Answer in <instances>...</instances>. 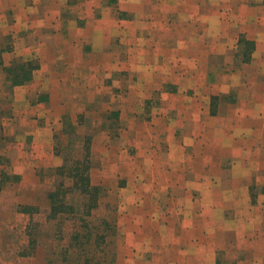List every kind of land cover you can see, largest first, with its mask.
<instances>
[{
  "label": "crops",
  "instance_id": "1",
  "mask_svg": "<svg viewBox=\"0 0 264 264\" xmlns=\"http://www.w3.org/2000/svg\"><path fill=\"white\" fill-rule=\"evenodd\" d=\"M135 1L9 0L7 7L0 2L1 129L16 135L14 139L24 135L21 138L28 142L27 153L32 156L26 164L20 165L23 169L19 168L18 173L24 174L26 169L38 163L50 165L52 162L55 168L61 165L53 153L51 123L63 116L53 111L55 105L72 102L71 98L78 94L73 90L78 87L86 90L78 102L94 101L92 94L95 96L93 90L98 72L120 70L127 76L136 74L138 80V96H131L134 91L128 86L122 103L125 100L148 102L150 94H158L153 100H159L160 106L150 114L153 125L148 135H153L156 146H161L160 166L171 168L169 176L160 175L158 183L165 179L166 182L186 183L194 176L200 180L201 169L210 173V168L217 165L223 174V182L232 177L235 184L232 182L231 188L251 190L254 198L264 201L263 186L258 190L254 185H248L251 182L264 184V76L257 78V73L245 69L259 68L257 55L264 54V46L253 32L245 33L244 28L249 27V22H242V16H252H241L246 0ZM223 6L233 7V15L236 12L239 15L225 16L220 11ZM124 13H128L127 16ZM210 13L214 15L207 16ZM254 17L256 19L255 15L251 19ZM232 34L254 45L251 59L235 62L245 70L244 74L240 72L238 76L239 69L234 68L233 75L217 76L216 82H211L209 72H214L211 57L216 60L218 56L223 57L226 63H232L227 55L229 50L236 49V56L243 55L237 42L230 44ZM119 41L121 46L115 43ZM115 48H121L120 52ZM116 54L120 57L114 58ZM100 55L112 57L99 59ZM17 65L25 66L26 78L14 84L7 77L5 68ZM225 66L224 62L218 64L223 75H226ZM180 67L185 70L183 75L179 74ZM246 76H249L247 80L244 79ZM148 89L150 94L146 92ZM6 101L11 106L4 114ZM131 116L132 112H126L127 118ZM90 146L92 150L91 143ZM215 147L219 156L211 161L209 152ZM196 150L202 152L196 155L200 167L188 173L184 167H190ZM225 156L231 159L227 160ZM179 167L184 168L181 173L176 172ZM242 182L246 185L241 186ZM169 187L175 191V186ZM191 187L192 192L201 193L199 199L204 198L208 189L203 185ZM219 190L220 186L213 188V192ZM173 191L169 198H180ZM182 191L186 194L187 188ZM155 195L162 197L161 190ZM174 209L176 211V206ZM125 210L124 216H132L133 208ZM192 225L189 223V227ZM137 226L132 225V230L128 231L136 229L139 232ZM127 239V245L134 243L137 249L140 242L132 240L131 243ZM210 245L205 240L191 243L193 250L199 252L201 247L207 254ZM192 248L187 252L193 258L191 261L189 256V263L202 264L204 256L201 259L194 255ZM135 262H146V258L141 256Z\"/></svg>",
  "mask_w": 264,
  "mask_h": 264
},
{
  "label": "rangeland",
  "instance_id": "2",
  "mask_svg": "<svg viewBox=\"0 0 264 264\" xmlns=\"http://www.w3.org/2000/svg\"><path fill=\"white\" fill-rule=\"evenodd\" d=\"M113 1L115 0H109V2ZM0 2L5 7L9 5V0H0ZM233 9V7L223 6L220 11L230 18L238 16L237 12L233 15ZM124 14L127 16L128 13ZM249 14L255 15L256 19L255 17L251 19L252 16L250 18L242 16ZM211 15L214 13L207 16ZM241 16L242 22H249V27L244 28L245 33L253 32L264 46V0H246ZM211 21L212 19L209 22ZM210 27L212 31V25ZM236 37L237 35L232 34L229 42L232 45L237 42L243 55L236 56V49L229 50L230 53L227 55L232 59L230 60L232 63H226L223 57L218 56L217 60L211 57L213 64L211 66H214V72H209L211 82L215 81L217 76L226 78L227 75H233L234 68L236 71L239 69L238 73L235 72L238 76L240 72L244 74L247 70L250 73H257L255 76L263 79L264 54L257 55L258 69L243 70L239 68L240 65L235 64L238 60H250L254 50L253 44H251L252 48L248 42ZM115 43L121 46L120 41ZM120 49L116 50L120 52ZM110 57L112 56L100 55L99 59ZM119 57V54L114 55V58ZM223 62L226 64L225 69L227 68L226 75L218 70V64L220 66ZM184 71L183 68H179L180 75H183ZM248 78L249 76H246L244 79ZM93 82L95 83V80ZM137 83L136 74L130 73L127 76L120 70L112 72L100 70L96 79L97 85L93 90L95 96L92 94L94 101L78 102L77 100L86 91L78 87L73 90L78 94L71 98L72 102L64 105L61 102L62 105L59 103L55 105L53 111L60 112L63 117L51 123L54 130L53 153L56 155L55 160L58 164L63 162L64 157L71 160L81 156L85 136L92 137L89 140L92 145L91 179L93 184L105 189V196L100 200L96 212L99 216L109 214L117 218L119 228L116 238V264H136L135 260L141 256L146 258V262L138 264H191L189 263L190 255L187 252L189 253V248H192L191 243L201 240L211 243L208 254L203 253L201 247L199 252L192 248L194 255L201 259L204 256L202 264H264V201L254 198L251 190L236 191L235 188H231L232 182L235 184L232 177L223 182V174L217 165L210 168V173L205 168L201 169V173H198L199 177H202L200 180L194 176L186 183L166 182V179L165 182L158 183L160 175L166 178L171 172L168 165L160 166L159 157L162 154L159 152V147L161 146H156L157 140L153 135H148L153 125L150 114L155 113L160 106L159 100H153L158 94L156 92L150 94L151 91L148 89L146 92L151 96L148 102L125 100L122 103L128 86L131 91H134L131 96L135 94L138 96ZM3 106V112L7 114L11 106L10 102H4ZM126 112H132L131 118L126 117ZM139 114L142 116L140 117ZM6 126L9 127L7 124ZM1 127L0 124V179L3 181L0 183V264H73L61 261V255L58 253L62 245L56 247L54 222L45 220L49 201L47 192L53 184L51 179L56 169L55 163L51 162L50 165L38 163L26 169L24 174L18 173L19 168L23 169L20 165L26 164L32 158L27 153L28 142L25 143L22 140L21 137L24 135L14 139L16 135H10L7 129H1ZM18 141L21 142L18 143ZM146 141L147 144H145ZM150 143L151 146H147ZM196 151L191 157L190 167H184L188 173L200 167L196 155L202 152ZM190 154L191 152L188 155ZM209 154L213 161L219 156V151L215 147L214 150L210 149ZM225 157L227 160L231 159L230 156ZM184 168L179 167L176 172L181 173ZM242 169L248 170L244 167ZM196 185L199 187L203 185L205 188L208 186L203 195L204 198L199 199L201 196L199 191L192 192L191 186ZM244 185L246 182H242L241 186ZM248 185L250 187L254 185V189L258 190L261 186L264 188V184L254 182ZM169 186H175V191ZM217 186H220L221 190L213 192V188ZM185 187L186 194L182 191ZM159 190L162 192V197L155 195ZM171 191L177 192L175 194H179L180 198H169ZM198 192L199 195H197ZM70 197V200L74 201L75 198ZM108 203L109 208L106 207ZM20 205L41 207V212L33 215L35 221L42 222L39 230L40 244L33 256L19 254L27 249L25 244L28 236L25 226L30 221L29 214L19 211ZM125 208H133L132 216L123 215V212L127 211ZM191 222L193 225L189 227ZM131 224L139 225L137 226L140 228L139 232L136 229L133 232L128 231V229L132 230ZM72 226L71 222H65L66 236L60 243L63 246L67 244ZM127 238L131 243L132 240L140 242L137 249L134 248V243L127 245ZM50 249H54L56 253L48 254ZM174 250L175 254H173ZM106 251L114 253L112 246L107 247ZM169 257H172L170 261ZM192 259L191 257V261Z\"/></svg>",
  "mask_w": 264,
  "mask_h": 264
},
{
  "label": "trees",
  "instance_id": "3",
  "mask_svg": "<svg viewBox=\"0 0 264 264\" xmlns=\"http://www.w3.org/2000/svg\"><path fill=\"white\" fill-rule=\"evenodd\" d=\"M251 45L250 42H248ZM7 77L14 84L22 82L26 78L25 66H12L5 68ZM29 71L27 72V74ZM90 137L85 136L81 147V156L75 159L63 158L61 165L57 166L53 173V184L48 189V210L46 221L54 222L56 247L61 246L58 255L61 261L73 264H116V238L118 233L117 218L115 216H99L96 210L100 200L105 196V189L95 185L91 179V146ZM60 155V152H59ZM3 181L0 179V183ZM1 187V185H0ZM73 196L75 199L70 200ZM78 197V198H77ZM107 208L110 207L108 203ZM19 211L29 214L30 221L25 226L28 236L26 250L19 254L33 256L40 244L39 230L42 222L35 221L34 214L41 212L37 205H20ZM65 222L72 223L67 244L63 246L61 241L66 236ZM112 246L114 253L105 249ZM52 248V247H51ZM56 251L50 249L48 254ZM110 253V255L108 254ZM106 256L110 258H106Z\"/></svg>",
  "mask_w": 264,
  "mask_h": 264
}]
</instances>
